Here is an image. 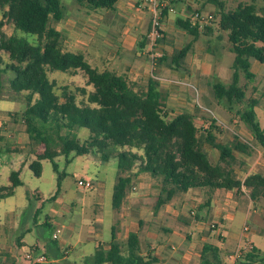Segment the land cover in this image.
Returning <instances> with one entry per match:
<instances>
[{"label": "crops", "instance_id": "0c3cea01", "mask_svg": "<svg viewBox=\"0 0 264 264\" xmlns=\"http://www.w3.org/2000/svg\"><path fill=\"white\" fill-rule=\"evenodd\" d=\"M176 1L165 0L166 14L160 40L163 55L154 65L146 54V33L150 15L145 8L144 0H116L112 8L93 9L79 4L76 0L66 4L61 2L62 18L58 21L50 19L49 25L60 32L63 51L82 53L93 68L123 76L135 91H145L147 86L153 83L170 117L179 112L190 113L203 141L201 148L211 163L219 165L225 172L231 170L240 181L253 173L264 175L263 148L262 146L261 149L258 148V142L236 114L237 109L243 107L233 106L229 109L224 101L215 97L212 85L222 83L220 82L222 78L228 79L230 73L232 75V68L221 65L222 59L219 60L216 54L214 55L215 50L205 47L206 45L200 41L201 35L212 34V27L209 25V30L206 32L198 29V34L193 35L177 23L179 20L189 19L193 25L191 16L194 11L212 14L214 18L215 7L201 0L195 7L186 4L185 9L178 10L175 6ZM4 20L2 19L3 22ZM10 24L14 31L12 23ZM3 28L2 26V31ZM211 38L213 41L214 39L218 41L217 37L211 36ZM185 46L189 49L177 66L172 61V55ZM222 49L225 51L226 46H222ZM77 72L79 71H60L66 74ZM250 72L254 77L242 80L240 75L239 84L245 86L246 99L257 98L258 103L254 108L256 120L261 118L264 121V103L260 102V99L264 100V96L258 97L254 94V91L260 93L264 89V64L254 60ZM8 77L9 81L13 74H9ZM48 78L53 80L49 75ZM68 90L74 93L70 88ZM26 93V91L17 93L11 90L9 85L7 88H3L2 85L0 148L4 139H14V147L8 150L12 152L21 150L20 153L26 155L24 161L30 158L31 162L38 155L33 147H30L31 143L24 123L22 127L20 123H15L16 117L24 110H21L18 103L23 102L25 108ZM263 121L257 120L264 132ZM207 136L212 138L213 146L206 141ZM233 141L234 144L236 142L246 144L248 151L232 149L233 159L229 157L222 159L220 157L222 149L231 146ZM123 150L127 149L118 148L110 156V159L116 160L117 165V178L110 188V193L108 191L106 194L102 188L93 196L84 193L78 213L73 211L77 208L78 201L64 199L61 194V184L58 193L56 195L54 193L55 196L50 198V210L63 218L66 224L62 225L64 230H61V241L51 240L43 244L37 241L47 255L46 264H95L94 251L98 246L109 248L112 227L116 229L114 241L123 245L124 253L129 233H137L138 253L146 258H156L149 264H203L201 254L205 245L218 248L216 258L208 253L206 264H264V252L256 246V239L250 235L252 228H259V232L264 235V199L252 201L245 188L241 189V194H237L235 189H216L213 192L210 208L206 213H201L200 205L203 201L199 203L193 196L197 192L196 188H190L182 192L180 197L175 195L155 211L154 206L161 185L157 178L149 173L138 171V164L120 170L115 154ZM137 153L141 154L140 151ZM211 155L214 160L211 159ZM87 156H91L94 162L106 163L91 154ZM30 162H27V165ZM83 176L95 181L88 174ZM119 176L129 177L131 181L123 188L120 207L114 209L112 194ZM109 195L110 207L104 202L105 197ZM38 212L36 211L35 217ZM35 223L39 226H50L48 218L40 222L35 220ZM225 224L226 231H223L222 226ZM105 230H109V233L104 235L101 232ZM225 232L229 234V240ZM24 236L25 232H22L14 241L17 251L24 252L28 246ZM73 240L76 247L80 246L75 256L72 255L76 248L71 243ZM227 241L232 245L235 244V247L224 250ZM242 241H244L243 247ZM237 248L243 249L242 255L240 259L232 261L229 255ZM0 252L3 254V262L8 257L12 261V255L2 242H0ZM248 253L250 256L247 257Z\"/></svg>", "mask_w": 264, "mask_h": 264}, {"label": "trees", "instance_id": "16d2710c", "mask_svg": "<svg viewBox=\"0 0 264 264\" xmlns=\"http://www.w3.org/2000/svg\"><path fill=\"white\" fill-rule=\"evenodd\" d=\"M89 9L112 8L116 0H76ZM215 7L214 17L219 19L218 27L227 32L230 51L234 54L231 82L228 85H212L217 100L224 101L228 108L242 105L236 114L245 123L254 139L262 146L264 154V132L259 127L254 111L257 98H247L245 86L239 84L240 75L251 79V60L264 64V9L259 12L257 0L242 1L234 9H225L223 0H203ZM264 2V0H262ZM4 9L3 19L12 23L14 31L7 35L2 31L0 20V91L3 75L13 73L9 87L14 92L26 91L25 108L21 119L31 146L41 144L44 153L32 160L28 167L33 175L40 177L42 160H50L57 173V188L60 189L65 172H60L54 158L60 155L91 154L107 162L113 152L123 150L115 156L118 167L123 170L138 164V171L147 172L160 179V194L154 210L169 202L176 194L190 188H205L206 200L200 208L209 207L216 189L232 190L241 194L248 191L252 201L264 199V175L253 173L240 181L231 170L224 171L209 161L201 148L202 139L188 112H179L172 117L160 101L153 83L145 91L133 90L123 76L93 68L82 53L63 51L61 34L49 25V20L62 18L60 0H0ZM165 16L166 10L163 11ZM178 25L193 35L198 28L188 20L177 21ZM209 30L207 25L202 32ZM19 31L35 36L30 42ZM189 47L178 49L172 55L176 65L184 58ZM7 55V61L4 60ZM70 72L81 70L87 77L92 91L86 93L80 103L67 86L56 92V83L49 80L48 71ZM264 93V89H263ZM81 129V130H80ZM74 130L86 131L77 136ZM211 146L210 136L205 137ZM232 149L248 151V146L234 141L222 149L220 157L233 159ZM135 150L136 152L132 151ZM140 151L141 154H138ZM68 162V159H66ZM8 184L0 186V199L12 196L22 185L19 170L10 172ZM129 177L119 176L113 188L112 207L118 209L122 202L123 188L129 184ZM53 195L51 198H53ZM109 248L98 246L93 254L95 264H149L156 258H146L138 253L137 233L130 232L126 251L115 242L116 229L112 227ZM208 253L216 258L218 248L205 245L201 258L207 263ZM250 256V254H246ZM249 264V263H241Z\"/></svg>", "mask_w": 264, "mask_h": 264}, {"label": "rangeland", "instance_id": "374dc122", "mask_svg": "<svg viewBox=\"0 0 264 264\" xmlns=\"http://www.w3.org/2000/svg\"><path fill=\"white\" fill-rule=\"evenodd\" d=\"M75 0H61V2L65 3ZM201 0H177L175 2L176 9L180 8H186V4L190 5L191 7L197 6L198 2ZM225 3V9H234L235 6L242 2V1H250V0H223ZM257 9L259 12H262L264 9V2L262 0H257L255 2ZM4 9L0 7V20L3 19ZM215 14V12H214ZM214 19V20H213ZM218 21L219 19L217 17L210 19V26L213 29V32L210 36H204L201 35L200 41L202 44L206 45L205 47H210L213 50H215L214 55L220 59H222V64L225 67H229L231 69V65L233 62L234 54L230 51V43L228 42L227 32L221 30L218 27ZM6 25H3V32L5 34H10L12 30V26L9 21L4 20ZM19 35L25 36L30 42H33L35 39V36L26 34L24 32L19 31ZM211 36L214 38L217 37L218 41L214 39L212 40ZM222 46H226V50L223 51ZM220 48V50H219ZM4 60L7 61V55L4 54ZM254 62V60H251V63ZM228 69V68H227ZM232 70V69H231ZM76 74H66V73H60V71H48V75L50 78L55 80L56 82V92L58 94L61 93V87L67 86L68 89L70 88L77 96V100L80 103L81 101H84L86 95H83L81 90L84 89L86 93L92 89V86L87 83V77L84 74L83 71L78 70ZM13 74L12 72L8 71L6 74L3 75L2 79V85L3 88H7L9 85L8 81V75ZM242 80H246L245 77H243V73H241ZM75 79V81H71V79ZM228 79L222 78L220 82L224 84H228L231 81V73L230 76L227 77ZM254 94L258 97H263L264 93L263 91L258 93L257 91H254ZM23 99V98H22ZM260 102L264 103V100L260 99ZM225 103V102H224ZM226 104V103H225ZM18 106L22 109H24V103H18ZM236 107H243L241 105H237ZM170 117V115H168ZM16 124L20 123L21 127L23 125L22 119H21V113L16 117ZM259 121H263L261 118H257ZM264 122V121H263ZM81 130V129H80ZM74 133L77 136H85L87 134L86 131H77L74 130ZM258 148L261 149V145L257 143ZM2 147L0 148V186H5L8 184V176L10 172L12 171H20V178L23 182V184L16 189V192L13 196L8 198L0 199V242H2V245H5L10 254L12 255V261H10V258L4 259L3 262V254L0 252V264H22L23 259L22 251H17L14 241L15 239L22 233L25 232V241L28 246L35 244L37 241L41 242L42 244L45 241H51L52 237L51 234L56 230H64L62 225L66 224L65 220L58 216L57 213H54V211L50 210V204H51V196L54 195L55 190L57 188V173L53 171L52 163L50 160H42V172L40 177H36L33 175L32 171L29 169L27 162H30V158H27V161H24V157L26 155L16 152V151H9V148H13L15 145L14 139H4L1 143ZM30 147H33V150L35 151L36 155H40L44 153V147L41 146V144H35L30 145ZM203 147V146H201ZM30 149V148H29ZM257 153V151H256ZM255 153V154H256ZM68 159V162L66 161ZM211 159L214 160V157L211 155ZM54 161L58 165V169L60 172L64 171L65 176L61 180V194H63L64 199L69 200H76L77 208H75L74 212H79L80 210V201L83 197V194H89V195H95L98 192H100L101 188L107 192L110 193V188L112 187V184L116 181L117 178V165L115 159H110L109 162L106 163H98L94 162L93 158L91 156L87 155H79V156H73L69 154L68 156L60 155L54 158ZM22 166V167H21ZM84 174H88L91 176L95 181L93 182V187L89 189L79 188L77 186V176H83ZM159 185H161L160 179H158ZM196 194H193V196L197 199V201L204 202L206 200V189L205 188H196L195 189ZM178 197L182 196L181 193L176 194ZM105 205H109L110 207V195L109 197H105L104 199ZM202 202V203H203ZM201 203V204H202ZM209 207H204L200 211L201 213H206L208 211ZM36 211H39L37 217H35ZM199 212V211H198ZM199 212V213H200ZM75 213V214H77ZM45 218H48L50 222L49 227L45 226H39L35 223L44 221ZM227 224V223H226ZM225 225L222 226V230H225ZM259 228H252L251 234L256 239V246L261 249L262 252H264V235L259 232ZM109 230L102 231L104 235ZM227 240H229V234L225 232ZM3 238V239H2ZM62 238V232L58 234V241H61ZM72 245L74 243V240L71 241ZM242 247L244 245V241L241 243ZM42 246V245H41ZM76 247V246H75ZM80 246H77L72 255L75 256L78 252ZM233 247H235V244L232 245L231 242L227 241L224 246V250H230ZM243 252V249L240 248ZM226 255H223V258L225 259ZM240 259V258H239ZM228 261V260H227Z\"/></svg>", "mask_w": 264, "mask_h": 264}, {"label": "built area", "instance_id": "2783aa9c", "mask_svg": "<svg viewBox=\"0 0 264 264\" xmlns=\"http://www.w3.org/2000/svg\"><path fill=\"white\" fill-rule=\"evenodd\" d=\"M145 8L148 10L150 15L149 27L146 33V54L150 59L152 65L162 57L163 53L160 49V40L162 38V26L164 14L163 11L166 8L165 0H144ZM213 18L212 14L202 13L200 11H194L191 20L192 24L196 26L199 30H204V28L210 24V19ZM77 186L84 189H89L93 187V182L88 177H78ZM61 232L60 229H56L52 234V240L58 239V234ZM66 252V250H64ZM242 255V250L237 248L235 252L229 255V259L236 261ZM22 264H46L48 262L47 255L44 248L40 243L36 242L24 249L22 255Z\"/></svg>", "mask_w": 264, "mask_h": 264}]
</instances>
